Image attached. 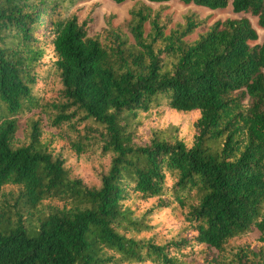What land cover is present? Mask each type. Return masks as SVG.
<instances>
[{"label":"trees","instance_id":"trees-1","mask_svg":"<svg viewBox=\"0 0 264 264\" xmlns=\"http://www.w3.org/2000/svg\"><path fill=\"white\" fill-rule=\"evenodd\" d=\"M176 1L264 28V0ZM129 14L133 43L104 45L75 0H0V190L17 191L0 201V264H191L211 249L202 264H264V38L241 17L187 42L193 16L165 34L149 7ZM159 105L191 117L189 141L133 142ZM56 137L97 165L77 176Z\"/></svg>","mask_w":264,"mask_h":264},{"label":"rangeland","instance_id":"rangeland-1","mask_svg":"<svg viewBox=\"0 0 264 264\" xmlns=\"http://www.w3.org/2000/svg\"><path fill=\"white\" fill-rule=\"evenodd\" d=\"M140 6H147L151 10V16L155 14L159 20L160 25L164 28V33L168 34L170 30L179 27L184 23V17L193 16L200 25L193 30V32L184 38L187 42L196 40L203 34L214 22L223 21L226 19H239L241 17L248 18L252 26L258 34V40L254 43H261L264 38V28L257 25V20L249 14H235L231 7L224 9L210 10L205 7L196 6L193 4H183L176 0L165 3H152L146 0L126 1L121 4H116L112 0H75V7L79 9V15L89 20L88 35L96 37L104 45L112 42L113 35L117 33L121 38L126 39L129 44L133 43L132 37L129 35L127 25L130 20L129 12L133 8ZM150 30V23L147 21L144 24V31L147 34ZM252 43V44H254ZM32 114V113H31ZM29 114V116L31 115ZM44 130L50 132L52 135L57 134V131L50 128L45 120H42ZM26 127L25 118L18 120V131L16 137H22L23 130ZM133 142L136 144H145L153 135H158L163 138H174L175 136L184 138L186 141L190 140L193 127L191 117L187 119L181 114H170L164 105L154 106L148 113H138L136 120L132 122ZM58 140V149L63 147L62 152L67 156L68 164L76 169L75 174L79 177H85L86 171L92 169L97 165V156L84 154L80 161H76L73 151L68 149L64 138L56 137ZM96 161V162H95ZM5 188L0 190V201L12 209L16 204L17 191ZM34 213L37 215L36 212ZM154 224L159 221H151ZM175 221H160L157 231L165 229ZM171 232H177L176 225ZM154 233V231H153ZM252 238L258 237V232L254 231L251 234ZM214 256L216 252L211 250L202 251L201 253H194L187 261L191 264H202L203 256Z\"/></svg>","mask_w":264,"mask_h":264}]
</instances>
